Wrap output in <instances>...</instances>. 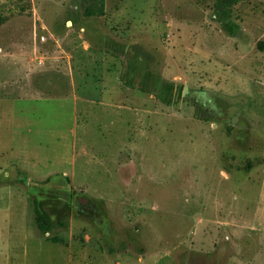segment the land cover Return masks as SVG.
<instances>
[{
  "label": "rangeland",
  "instance_id": "374dc122",
  "mask_svg": "<svg viewBox=\"0 0 264 264\" xmlns=\"http://www.w3.org/2000/svg\"><path fill=\"white\" fill-rule=\"evenodd\" d=\"M213 6L0 0V264H264V0Z\"/></svg>",
  "mask_w": 264,
  "mask_h": 264
},
{
  "label": "trees",
  "instance_id": "16d2710c",
  "mask_svg": "<svg viewBox=\"0 0 264 264\" xmlns=\"http://www.w3.org/2000/svg\"><path fill=\"white\" fill-rule=\"evenodd\" d=\"M242 0H214L213 6V17L212 20L217 23L220 29L229 37L234 38L240 31V26L232 19V9ZM82 14L85 18H101L105 16V0H81ZM114 55V54H111ZM134 70L133 65H128V72L130 73ZM147 77H151L150 73ZM147 78H145L146 80ZM119 81L128 88H134L130 80H125L122 76L119 77ZM141 82L137 89L143 94L155 93L157 87L153 86L152 89L148 86L147 82ZM175 87L172 84L165 83L162 85L161 89H158L157 98L165 105H170L172 103L169 94L174 91ZM180 90V89H178ZM33 213L34 221L37 231L45 236L51 231L52 225L45 219L43 214L38 210L36 203H33ZM53 244H58L59 239L53 238Z\"/></svg>",
  "mask_w": 264,
  "mask_h": 264
},
{
  "label": "crops",
  "instance_id": "0c3cea01",
  "mask_svg": "<svg viewBox=\"0 0 264 264\" xmlns=\"http://www.w3.org/2000/svg\"><path fill=\"white\" fill-rule=\"evenodd\" d=\"M8 251H9V250H8ZM6 252H7V250H6ZM6 252H5V251L3 252L2 250H0V254H1V255H4V253H6ZM4 256L8 257V254H7V255L5 254ZM8 261H9V260H8ZM8 264H9V263H8Z\"/></svg>",
  "mask_w": 264,
  "mask_h": 264
}]
</instances>
